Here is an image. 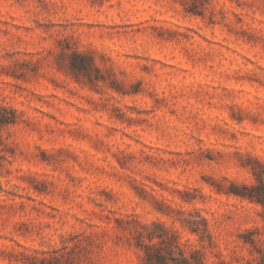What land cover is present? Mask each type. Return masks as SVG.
<instances>
[{
    "label": "rangeland",
    "instance_id": "rangeland-1",
    "mask_svg": "<svg viewBox=\"0 0 264 264\" xmlns=\"http://www.w3.org/2000/svg\"><path fill=\"white\" fill-rule=\"evenodd\" d=\"M0 107V264H260L264 0H0Z\"/></svg>",
    "mask_w": 264,
    "mask_h": 264
},
{
    "label": "trees",
    "instance_id": "trees-1",
    "mask_svg": "<svg viewBox=\"0 0 264 264\" xmlns=\"http://www.w3.org/2000/svg\"><path fill=\"white\" fill-rule=\"evenodd\" d=\"M6 111V108L0 107V125L2 124H8L9 121L6 120L4 118V112ZM250 201H257L259 203H261L264 206V199L263 198H255L252 196H247ZM254 199V200H253ZM162 236H159L160 241L158 242L160 243H166L168 246V250L169 252H171V246H172V240L169 238L163 240L161 238ZM138 243L139 246L141 247V249L144 250V256H143V264H169L167 261V258L165 256H163L162 254L159 253L158 249L156 248V244H146L143 240H142V236L139 235L138 237ZM178 249V256L175 258H172L171 256H169L170 261H172L173 264H191L190 261L183 256L182 250L176 246ZM260 264H264V257L262 258V260L259 262Z\"/></svg>",
    "mask_w": 264,
    "mask_h": 264
}]
</instances>
